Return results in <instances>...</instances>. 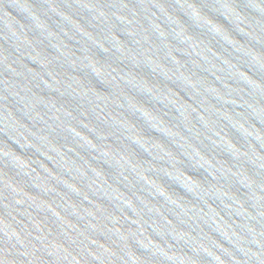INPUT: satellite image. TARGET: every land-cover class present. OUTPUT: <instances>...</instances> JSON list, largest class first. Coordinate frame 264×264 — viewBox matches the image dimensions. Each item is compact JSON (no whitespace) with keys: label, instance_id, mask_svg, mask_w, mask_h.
<instances>
[{"label":"water","instance_id":"95a60500","mask_svg":"<svg viewBox=\"0 0 264 264\" xmlns=\"http://www.w3.org/2000/svg\"><path fill=\"white\" fill-rule=\"evenodd\" d=\"M0 264H264V0H0Z\"/></svg>","mask_w":264,"mask_h":264}]
</instances>
